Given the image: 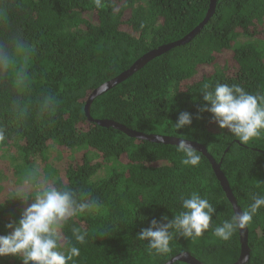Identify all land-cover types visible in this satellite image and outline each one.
Wrapping results in <instances>:
<instances>
[{"label":"trees","instance_id":"trees-1","mask_svg":"<svg viewBox=\"0 0 264 264\" xmlns=\"http://www.w3.org/2000/svg\"><path fill=\"white\" fill-rule=\"evenodd\" d=\"M0 0V235L12 231L41 186L72 190L90 208L63 227L61 250L75 245L69 264H164L190 252L205 264H233L240 230L231 239L215 227L235 215L209 158L182 163L177 144L131 136L98 119L146 134L190 139L221 164L242 211L264 195V131L239 142L202 111L205 85H238L264 95V0ZM203 23V24H202ZM189 40L156 56L97 95L93 91L139 57ZM180 112L191 126L176 130ZM198 192L216 208L201 237L173 230L168 253L137 234L153 219L173 218L181 197ZM27 200V201H25ZM248 227L250 257L264 264V207ZM85 234L75 240L72 229ZM0 264H22L13 255ZM172 264H190L176 260Z\"/></svg>","mask_w":264,"mask_h":264},{"label":"clouds","instance_id":"clouds-1","mask_svg":"<svg viewBox=\"0 0 264 264\" xmlns=\"http://www.w3.org/2000/svg\"><path fill=\"white\" fill-rule=\"evenodd\" d=\"M205 85L201 110L210 112L221 129L247 143L264 131V95L251 94L238 85L218 83L214 89ZM193 116L189 112H180L174 123L176 130L191 126ZM177 151L184 154L182 163L186 166H197L201 157L190 139H180ZM182 211L161 221L153 219L151 227L142 229L137 237L147 241L150 249L156 253H168L173 239V230L180 236L197 238L205 234L213 222L216 208L207 198L198 192L181 197ZM27 201V200H25ZM264 207V195L253 196V203L248 210L241 211L215 227V235L228 241L237 229H244L253 216ZM90 205L77 200L72 190H62L51 186H41L33 202L24 209L18 222H9L6 227L12 231L0 235V257L13 255L21 258L22 264H69L80 255L75 245L67 251L61 250L62 229L74 216L88 210ZM78 243L85 242V234L79 228L72 229Z\"/></svg>","mask_w":264,"mask_h":264},{"label":"water","instance_id":"water-1","mask_svg":"<svg viewBox=\"0 0 264 264\" xmlns=\"http://www.w3.org/2000/svg\"><path fill=\"white\" fill-rule=\"evenodd\" d=\"M216 4H217V0H211L209 12L207 14V17L203 21V23L213 14ZM198 30H199V28L195 29L193 32H191L189 35H187L182 40H179L177 42H172V43H169L166 45H162L156 49L150 50L149 52H147V53L143 54L141 57H139L127 70L121 72L116 77L110 79L109 81H107V82L101 84L99 87H97L93 91L90 98L88 99L87 106L85 107L87 115L89 116V119L92 120V118L90 116V104H91L92 100L97 95L103 93L104 91L108 90L110 87H112V86L118 84L119 82L123 81L124 79H126L127 77L132 75L135 71H137L139 68L144 66L147 62H149L150 60H152L156 56L164 53L166 50L170 49L171 47L191 39L198 32ZM98 123H100L101 125H104V126H113L117 129H121V130L127 132L131 136L146 138V139H149V140L155 141V142L172 143V144L178 145L179 140L184 139V138H179V137L170 136V135L146 134V133H142V132H137V131L129 129L126 126H124L123 124L116 122L114 120H111V119H98ZM190 142L195 146V148L198 151H201L202 153H204L209 158V160L211 161V163L213 165L214 171H215L219 181L221 182L223 189L226 191L227 196L229 197V199L232 201V203L234 205L235 213L241 212L242 210L236 202V199H235L233 192L231 190V187H230V183H229L227 177L225 176V174L223 173V171L221 170V164L219 162H217L214 159V157L208 152L206 146H204L201 143L192 141V140H190ZM239 230H240V235H241L240 236V238H241V254H240L239 259L233 264H245L249 260V257H250V248L248 246V234H249L248 233V227L246 226L244 229H239ZM176 260L185 261V262H188L190 264H205L202 261H200L198 258L194 257L190 252L180 253L176 257L167 261L164 264H172Z\"/></svg>","mask_w":264,"mask_h":264}]
</instances>
